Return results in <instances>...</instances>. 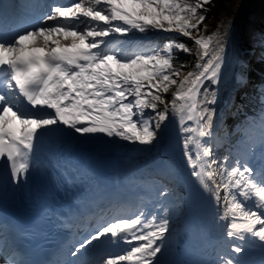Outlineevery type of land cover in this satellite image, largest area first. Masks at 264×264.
<instances>
[{"label": "snow or ice", "instance_id": "6c2138e0", "mask_svg": "<svg viewBox=\"0 0 264 264\" xmlns=\"http://www.w3.org/2000/svg\"><path fill=\"white\" fill-rule=\"evenodd\" d=\"M212 4L0 0V264H264V28Z\"/></svg>", "mask_w": 264, "mask_h": 264}, {"label": "bare ground", "instance_id": "6f19581e", "mask_svg": "<svg viewBox=\"0 0 264 264\" xmlns=\"http://www.w3.org/2000/svg\"><path fill=\"white\" fill-rule=\"evenodd\" d=\"M262 4H264V0H217L218 8L216 14L225 21L230 19L234 32L239 36L244 34L243 30L240 29L243 16L249 14L251 18L258 19L263 11ZM250 32L253 31L250 30L247 33ZM204 35H207V33L204 32Z\"/></svg>", "mask_w": 264, "mask_h": 264}, {"label": "trees", "instance_id": "16d2710c", "mask_svg": "<svg viewBox=\"0 0 264 264\" xmlns=\"http://www.w3.org/2000/svg\"><path fill=\"white\" fill-rule=\"evenodd\" d=\"M209 11L206 13V15L208 16V18H210L211 17V10H212V5L211 6H209V9H208ZM180 58L182 59V60H184L185 62H187L188 64H190V57L189 56H187V55H185V54H183V53H181V56H180ZM255 70L257 71V70H264V66H262V65H260V64H256V66H255ZM253 76H254V78L257 80V82L256 83H258L259 81H260V76L257 74V73H253Z\"/></svg>", "mask_w": 264, "mask_h": 264}, {"label": "rangeland", "instance_id": "374dc122", "mask_svg": "<svg viewBox=\"0 0 264 264\" xmlns=\"http://www.w3.org/2000/svg\"><path fill=\"white\" fill-rule=\"evenodd\" d=\"M264 4H262V7H264L263 6ZM213 12H214V19H216V20H220V19H223V18H221V17H219L218 16V14H216V12H217V8H218V5H217V0H214V5H213ZM261 19H262V14H261V16L258 18V21L254 24V26H253V30L258 26V24L261 22ZM221 21V20H220ZM245 21V19H243V22ZM242 22V23H243ZM206 27H207V31L205 32L204 30H202L201 32H202V34H204V32L205 33H207V35H211L212 33L210 32V27L208 26V25H206ZM205 28V27H204ZM241 29H242V27H241Z\"/></svg>", "mask_w": 264, "mask_h": 264}]
</instances>
